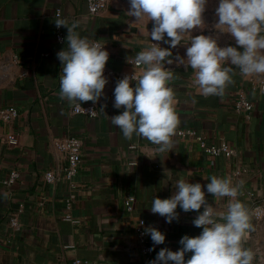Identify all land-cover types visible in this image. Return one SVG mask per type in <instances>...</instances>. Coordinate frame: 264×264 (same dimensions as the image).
Listing matches in <instances>:
<instances>
[{"label":"crops","instance_id":"0c3cea01","mask_svg":"<svg viewBox=\"0 0 264 264\" xmlns=\"http://www.w3.org/2000/svg\"><path fill=\"white\" fill-rule=\"evenodd\" d=\"M105 1L98 13L89 14L86 0H0V108L17 110L11 118L0 117V264H77L76 258L87 259L88 264H149L161 248L176 251L182 247V236L202 231L192 223L196 211L184 212L178 205L179 218L171 223L150 211L153 199L171 197L173 184L180 179L200 183L217 211L226 209L229 198L217 200L207 194L205 186L213 175L240 185L237 199L246 207L264 197V92L259 87L264 75L244 77L235 66L224 65L233 67V83L222 96H204L193 83L194 71L175 62L177 54L185 56L191 35L212 36L221 47L235 46L230 34L214 27L218 0H207L203 28L185 34L172 49L173 63L165 68L172 72L167 86L175 94L176 129L192 128L207 143L225 141L230 155L210 154L197 137L177 135L176 130L172 149L160 153L158 145L135 133L126 139L111 123V117L123 111L113 107L116 74L139 73L143 66L129 57L153 43L169 45L151 41V21L127 14L129 0ZM57 8L69 25L77 24L80 37L98 40L109 53L103 95L95 104L81 102L95 106L94 116L72 111L74 102L59 96L57 53L67 48V28L62 26L63 40H56ZM237 93L252 103L251 109L236 108ZM11 133L15 142L6 138ZM72 133L82 139L80 169L71 183L61 175L45 181L43 171L65 162L55 137ZM11 169L18 176L7 185L3 180ZM128 195L133 196L129 211L123 203ZM20 202L24 205L20 225L12 227L8 213ZM66 212L77 221L66 219ZM137 217L145 219L146 228L155 227L165 235L149 259L135 235ZM258 220H251L253 227ZM252 232L244 248L250 249ZM147 241L153 244L150 234ZM190 255L186 253L185 260Z\"/></svg>","mask_w":264,"mask_h":264},{"label":"clouds","instance_id":"9594fccd","mask_svg":"<svg viewBox=\"0 0 264 264\" xmlns=\"http://www.w3.org/2000/svg\"><path fill=\"white\" fill-rule=\"evenodd\" d=\"M206 4L207 0H129L127 14L137 21H151V41H163L169 47L153 43L137 53L135 64L143 66L142 71L116 82L113 107H123V111L112 116L111 123L126 139L131 140L135 133L158 145L160 153L172 149L179 118L175 94L167 86L172 72L166 70L165 64L173 63L172 49L181 44L185 34L203 28ZM215 16L218 19L214 27L220 33L230 34L235 46L221 47L212 36L191 35L185 56L175 57L178 66L194 71L193 83L204 96H222L233 83V67L224 65L235 66L244 77L264 75V0H218ZM54 22L57 28H67V48L57 53L61 62L59 96L69 102L95 104L107 83L104 69L109 53L104 45L80 37L75 22L69 25L59 14ZM133 81L135 85L131 86ZM173 187L171 197L153 199L150 211L165 217L168 223L178 220V205L184 212L196 211L198 215L192 223L202 231L196 236H182V247L176 251L161 248L149 264H252L254 253L243 243L254 227L249 210L237 199L240 185L233 186L231 178L215 175L206 184L207 194L217 200L229 198L223 211L209 204L198 182L180 179ZM144 231L150 234L153 245L164 243L165 235L157 228L149 226ZM186 253H191L187 260Z\"/></svg>","mask_w":264,"mask_h":264},{"label":"built area","instance_id":"2783aa9c","mask_svg":"<svg viewBox=\"0 0 264 264\" xmlns=\"http://www.w3.org/2000/svg\"><path fill=\"white\" fill-rule=\"evenodd\" d=\"M87 2V9L89 14H96L100 9H102L105 5V0H86ZM57 14L59 16L61 15L60 9L57 8L55 11V16L57 18ZM61 18V17H60ZM55 26V23H54ZM54 35L56 40L62 41L64 38V34L62 31V27L57 28L55 26L54 29ZM90 42L94 43H100L96 39H90ZM105 48V46H104ZM106 50V48H105ZM135 57L132 56L129 57L128 60L135 64ZM136 65V64H135ZM125 75H133L132 73H125V72H118L116 74L117 80L123 78ZM260 90L264 92V79L260 81ZM235 106L237 109L245 108V109H251L252 103L244 97L242 93H237L235 95ZM72 111L77 113H83L87 116H94L96 115V108L92 103H79L74 102L71 106ZM17 113V110L14 106H7V107H1L0 108V117L4 119H8L13 117ZM177 135H192L198 138L199 144L201 148L210 153V154H219L224 153L225 155H230L232 153V149L228 146V144L225 141H221L220 143H207L204 139H201L194 129L189 127H180L176 129ZM7 140L9 142H15V135L14 134H8L6 136ZM55 146L63 151L65 162L58 168H52L47 169L43 171L41 177L45 181H53L57 176L61 175L68 183H71L73 181V176L76 174V172L80 169L81 161H82V139L79 135H76L74 133L67 134L65 136H59L55 137ZM18 176V172L15 169H11L8 172V175L4 178L3 182L7 185L12 183ZM70 197L67 199V205H69ZM124 207L128 211L132 209L133 207V196L128 195L124 198ZM23 203L20 202L17 204L16 207L11 209L8 213V222L12 227H18L20 225L19 215L23 211ZM251 220H258L261 218H264V197H260L255 199L248 207ZM64 217L66 219H69L71 221H77L76 218H74L70 212H66L64 214ZM145 228H146V221L143 217H137L135 223H134V231L135 235L137 237V240L140 243V249L143 254V256L146 259H149L152 255L154 245L148 243L147 241V234H145ZM150 249H152L150 251ZM75 263L77 264H88L87 259H80L76 258Z\"/></svg>","mask_w":264,"mask_h":264},{"label":"rangeland","instance_id":"374dc122","mask_svg":"<svg viewBox=\"0 0 264 264\" xmlns=\"http://www.w3.org/2000/svg\"><path fill=\"white\" fill-rule=\"evenodd\" d=\"M250 249L254 253L252 264H264V218L254 225Z\"/></svg>","mask_w":264,"mask_h":264}]
</instances>
